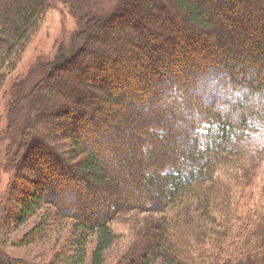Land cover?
Here are the masks:
<instances>
[{
    "label": "trees",
    "instance_id": "trees-1",
    "mask_svg": "<svg viewBox=\"0 0 264 264\" xmlns=\"http://www.w3.org/2000/svg\"><path fill=\"white\" fill-rule=\"evenodd\" d=\"M73 1L84 11L70 42L2 92L48 5L0 0V264H264V0ZM127 60L150 71L152 100L134 97L123 109L134 116L92 138L119 150L58 133L66 109L80 120L101 108L89 100L101 65ZM34 152L46 181L83 176V194L48 198L20 172ZM123 212L133 216L113 261ZM40 242L51 245L40 262L7 253Z\"/></svg>",
    "mask_w": 264,
    "mask_h": 264
},
{
    "label": "rangeland",
    "instance_id": "rangeland-1",
    "mask_svg": "<svg viewBox=\"0 0 264 264\" xmlns=\"http://www.w3.org/2000/svg\"><path fill=\"white\" fill-rule=\"evenodd\" d=\"M85 1L87 8L89 5H95L96 1L98 0ZM99 1L106 2L107 0ZM82 4L83 7L75 8V2L73 0H47L48 7L42 18V21L40 22L37 30L34 32L30 40L28 41L26 48L21 56V59L17 64V68L7 78L2 88V92L9 89L15 79H22L29 75L32 68L34 69L37 67H41L44 64H48L51 60H53V58L61 49V47L67 45L70 42L73 34L78 29V18L74 12L75 9L81 10V8L82 11H84V1H82ZM86 8L85 10L88 11L89 9ZM105 42L109 45H112L111 41L107 40ZM175 51L177 52V50ZM90 55L97 54L90 53ZM133 63V60H127L118 65H114L111 63H108L107 65H101V68L97 70V75H94L95 78L92 77L94 80H89L92 86L98 89L97 92L93 91L91 93L92 96L89 98V100H94L95 104H99L98 107L101 108L99 110L98 108H96L97 112L94 115L89 116L85 119L81 118L80 120H76L74 116L75 112H73L72 109H66L65 115L67 114L68 116H66L68 118L64 115L60 116L59 120H57L59 122L56 128L57 132L66 133L71 135L72 137H77L80 139L90 138L93 141L92 138L98 139V135H100L101 133H110L116 131L117 127H121V125L124 124V121H127L128 116H134V113H129L123 110L127 107V105H132L129 104V101L135 100L134 97L137 98L138 95L141 94L143 96L142 100L144 99L145 101L144 103L150 104L151 102L149 100H152V95H149L148 92L150 82L152 81V76L150 77V71H145L141 68L135 67ZM177 69L178 68H176V70ZM180 69L181 67L179 68V70ZM101 76H105L104 81H102L103 79H99ZM101 90H108L112 94V96L114 95L118 98L122 97L123 101L120 104L115 102L109 103L108 105H106L105 103L102 104L99 98ZM102 105L107 106V109H104V106L102 107ZM50 116L51 115H48L47 117ZM102 117H104V119H102ZM74 120L75 125L77 126H73L72 123L74 122ZM104 121H106V124L104 123ZM0 126L2 127L3 124L0 123ZM83 133L88 137H84ZM90 144H92V149H95L96 151L101 153L105 150L110 151V149L119 150V148L121 147L119 143H112L110 141L105 142L102 140H94ZM38 157H40V155H37V153L34 152V158H26V160L22 162V169L20 170V172L23 173L24 176L28 179L35 178L36 182H38V180L40 179L41 191L45 193L47 197L49 195L50 197L48 198H59V200H61L64 204V201H66V197L63 196V189L72 185H76V187H78V191L83 194L84 187L82 186V179L85 180V177L80 176L82 179H80L79 177L77 179L74 174H66L65 172V175H63V171L61 169H58L57 172H60H52V183L48 182L46 181V175H48L49 177L51 175L45 174L49 167L47 159H45L44 161V168L42 169V167H38L37 169L35 160H37ZM51 168L53 167L51 166ZM40 172H43L42 177ZM57 175H59V178L56 177ZM66 176L69 177V180ZM2 178L3 183H5L7 177L2 176ZM91 198L94 197L89 196L88 200H86V197L81 198L82 201H79L78 207L80 209H86L87 204H89L90 202H93L92 206H94L96 201ZM78 199L79 198H76L77 201ZM127 216L132 218L133 214H126L125 212L120 213L116 216L118 217V220H115L111 223V227L117 235V244L110 253V259L113 261L119 256L122 250V240L128 230V221L126 220ZM31 224L32 221L28 223V225H26L25 227L21 228L17 233L11 234V238L16 239ZM50 246L51 245L48 242L35 243L26 247L11 244L7 249V253L11 256L23 257L24 259L29 260L31 262H40L49 255Z\"/></svg>",
    "mask_w": 264,
    "mask_h": 264
}]
</instances>
